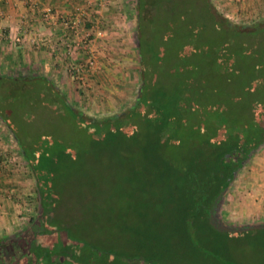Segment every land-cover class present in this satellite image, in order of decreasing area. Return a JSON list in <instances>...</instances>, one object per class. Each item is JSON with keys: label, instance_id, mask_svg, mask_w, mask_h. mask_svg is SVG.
<instances>
[{"label": "trees", "instance_id": "trees-1", "mask_svg": "<svg viewBox=\"0 0 264 264\" xmlns=\"http://www.w3.org/2000/svg\"><path fill=\"white\" fill-rule=\"evenodd\" d=\"M135 6L138 87L127 107L89 114L53 78L27 68L0 72V119L20 145L42 208L68 195L84 197V179L94 190L102 178L122 176L104 192L161 197L157 215L164 219L153 218L154 225L186 236L192 226L207 237L221 231L210 219L213 205L264 143V17L238 23L212 0H136ZM53 101L51 113L68 120L79 138L62 141L42 128L37 137L21 124L19 132L10 108L20 103L31 114ZM88 165L98 168L92 173ZM71 249L55 246V254L83 262L76 253L82 250Z\"/></svg>", "mask_w": 264, "mask_h": 264}, {"label": "rangeland", "instance_id": "rangeland-1", "mask_svg": "<svg viewBox=\"0 0 264 264\" xmlns=\"http://www.w3.org/2000/svg\"><path fill=\"white\" fill-rule=\"evenodd\" d=\"M262 1L264 2V0ZM212 2L226 16H228L227 13L230 14V9L226 10L215 0ZM130 3L132 6H129V10L132 12L131 17H135L136 24V0H130ZM263 17L264 9H261L256 15L231 19L238 23H251ZM133 36L132 45L135 47V31ZM135 59L137 65L136 48ZM137 72L136 68L135 76H132L131 72L127 75L129 77L127 81L137 77L135 81L133 80L134 84L129 85L131 91L126 92L127 97L122 96L121 99H118V96L115 97L121 105L114 104L115 107L112 109L107 108L103 112H94L87 107L90 102L86 100L87 94L83 91H80L83 95L82 100L79 104L76 102L74 105L95 116L122 110L135 97L138 87ZM122 88L121 84L118 90L120 91ZM46 95L42 96V99H46ZM54 102L34 107L31 114L27 113V109L20 111V103L15 104L12 110L10 108V112L16 116L12 117V120L15 118L14 125H17L20 132L21 124L25 131L23 133H26L27 130L34 136L41 132L42 128L46 131L42 132L62 141L71 136L79 138L81 134L68 120L60 114L51 113L52 109L57 106ZM49 116L50 118H48ZM8 118L10 119L9 115ZM0 129L2 133L6 132L5 136L8 143H11V147L14 148L13 150L18 151L19 149L20 151L17 139L1 119ZM40 137L43 136L40 135ZM5 145L8 146V144ZM86 168L94 173L98 167L88 165ZM19 169L20 175L27 178L26 185L24 184L23 187H27L26 189L29 187L31 192V199L23 200L27 205L21 214L23 216L20 217V231L25 229L31 215L36 217L35 220L38 219L35 223L38 227L42 228V224L46 222L48 228H55L52 234L45 235L46 237L50 236L49 239L54 242H51L54 247L48 248L51 246L45 242L40 244L41 249L37 248L36 250L39 253V258L36 259L35 264H264V228L212 231L206 237V235H197L192 226L188 236L183 235L174 227L172 229L162 228V222L160 226H156L151 220L162 218L157 215L163 210L160 209L164 205L161 197H116L115 194L104 192L110 183L121 184L122 176H118V182L114 176L112 181L111 176L104 177L101 180L102 183L97 184L94 190L84 179L82 180L85 187L84 192H86L84 197L68 195L61 199V203L50 204L49 207L42 208L40 197L35 189L34 176L32 172H29L21 156L20 168L15 172H19ZM69 227L71 228L70 238L67 237ZM66 244L69 246V250H72L71 248H75L77 251L82 250V253H76L85 258L82 259L83 262H76L69 258L64 260L61 254H55V246L60 249Z\"/></svg>", "mask_w": 264, "mask_h": 264}, {"label": "crops", "instance_id": "crops-1", "mask_svg": "<svg viewBox=\"0 0 264 264\" xmlns=\"http://www.w3.org/2000/svg\"><path fill=\"white\" fill-rule=\"evenodd\" d=\"M87 4V0H0V72L35 69L53 78L73 104L82 100L80 91L86 92V100L90 102L87 107L94 112L121 105L115 97H127L129 85L137 78L127 81L129 72L135 76L137 68L132 45L135 17H131L129 10L132 3L111 0L99 10ZM77 6L87 8L85 25L90 26L97 13L103 19V35L93 37V45L99 52L98 66L86 75L85 85L67 69L68 60L82 59L85 53L74 50L67 54L59 41L70 32L63 20L70 18ZM46 8L50 9L49 15L44 14ZM224 8L227 10V6ZM119 13L123 14L118 16ZM121 84L123 88L119 91ZM5 133L0 129V144L11 145ZM0 179L1 237L20 230V217L27 205L23 200L31 199V192L29 187H23L27 178L20 175V170L11 172L7 164L0 167ZM217 216L233 225L264 221V143L231 181L221 198Z\"/></svg>", "mask_w": 264, "mask_h": 264}, {"label": "built area", "instance_id": "built-area-1", "mask_svg": "<svg viewBox=\"0 0 264 264\" xmlns=\"http://www.w3.org/2000/svg\"><path fill=\"white\" fill-rule=\"evenodd\" d=\"M111 0H87V6L100 9V6L108 4ZM113 1V0H112ZM217 4L227 6L230 9L229 18H243L258 14V11L264 9L262 0H215ZM93 6V7H92ZM49 8L44 9V14L49 15ZM97 10H95L97 12ZM95 12V13H96ZM123 13H119L120 16ZM87 8L77 6L75 13L70 18L63 20L64 26L69 28V34L63 36L60 41L61 47L67 54L71 51L81 50L85 53L84 58L76 60L71 59L67 62L69 73L75 77L82 85L86 84L85 77L98 66L99 52L96 46L93 45V37L103 35L101 13H97L92 19L90 26L85 25L87 20ZM7 144V143H6ZM12 145L0 144V167L7 164L10 171H15L20 168V154L17 150H13ZM20 170V169H19ZM1 180V179H0ZM1 185V182H0ZM1 188V187H0ZM10 195V193H8Z\"/></svg>", "mask_w": 264, "mask_h": 264}, {"label": "flooded vegetation", "instance_id": "flooded-vegetation-1", "mask_svg": "<svg viewBox=\"0 0 264 264\" xmlns=\"http://www.w3.org/2000/svg\"><path fill=\"white\" fill-rule=\"evenodd\" d=\"M29 220L25 229L0 237V264H35L39 258L35 252L40 244L45 242L51 246L50 236L45 235L52 234L55 228H48L46 222L40 228L35 224L38 219Z\"/></svg>", "mask_w": 264, "mask_h": 264}, {"label": "water", "instance_id": "water-1", "mask_svg": "<svg viewBox=\"0 0 264 264\" xmlns=\"http://www.w3.org/2000/svg\"><path fill=\"white\" fill-rule=\"evenodd\" d=\"M221 199L216 201V203L212 207V211L210 213V219L212 221V224L221 230H229V231H236V230H248L252 228H262L264 227V221L261 222H255V223H245L241 225H233L229 223L222 222L218 216H217V209L220 204Z\"/></svg>", "mask_w": 264, "mask_h": 264}]
</instances>
